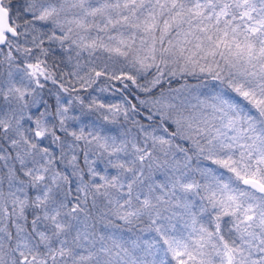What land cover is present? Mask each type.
Here are the masks:
<instances>
[{"label":"snow or ice","instance_id":"obj_1","mask_svg":"<svg viewBox=\"0 0 264 264\" xmlns=\"http://www.w3.org/2000/svg\"><path fill=\"white\" fill-rule=\"evenodd\" d=\"M0 264H264V0H0Z\"/></svg>","mask_w":264,"mask_h":264}]
</instances>
